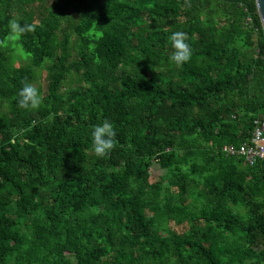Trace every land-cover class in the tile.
<instances>
[{
	"label": "trees",
	"instance_id": "trees-1",
	"mask_svg": "<svg viewBox=\"0 0 264 264\" xmlns=\"http://www.w3.org/2000/svg\"><path fill=\"white\" fill-rule=\"evenodd\" d=\"M12 20L34 25L14 40L27 61ZM44 66L41 103L20 108ZM256 118L255 0H0V264H264V160L222 151ZM104 120L117 143L97 158Z\"/></svg>",
	"mask_w": 264,
	"mask_h": 264
},
{
	"label": "clouds",
	"instance_id": "clouds-1",
	"mask_svg": "<svg viewBox=\"0 0 264 264\" xmlns=\"http://www.w3.org/2000/svg\"><path fill=\"white\" fill-rule=\"evenodd\" d=\"M11 36L20 37L26 32L34 31V25L24 24L21 26L18 21L9 22ZM170 46L173 49L169 55V61L177 68L187 63L192 56L191 46L186 42L188 36L183 31H176L169 36ZM18 106L23 109L36 108L41 103L39 90L30 83L25 82L18 92ZM92 154L97 158H104L116 147V131L113 124L104 120L101 124L91 129Z\"/></svg>",
	"mask_w": 264,
	"mask_h": 264
},
{
	"label": "built area",
	"instance_id": "built-area-1",
	"mask_svg": "<svg viewBox=\"0 0 264 264\" xmlns=\"http://www.w3.org/2000/svg\"><path fill=\"white\" fill-rule=\"evenodd\" d=\"M222 151L228 156H242L244 163L248 164L264 160V118L253 120V129L246 142H243L237 148L234 146H223Z\"/></svg>",
	"mask_w": 264,
	"mask_h": 264
},
{
	"label": "rangeland",
	"instance_id": "rangeland-1",
	"mask_svg": "<svg viewBox=\"0 0 264 264\" xmlns=\"http://www.w3.org/2000/svg\"><path fill=\"white\" fill-rule=\"evenodd\" d=\"M14 40H15V37L14 36H10L8 41L6 42V44L8 45V43H9V45H12V47L15 50L14 52L20 53V55L23 57V59L25 61H27V58H26L25 54L20 50L19 47L18 48L16 47L17 44L14 42ZM23 59L22 58H15L14 64L15 65H19V64L24 63ZM46 73H47L46 66H44L42 69L37 68L36 80L32 83L33 86H35V87L39 86L40 87L42 94L45 93V84H46L45 76H46ZM63 89L65 90V88H63ZM3 108H2V110H3ZM150 172H151V179H153V178H157L158 175H161L164 172V170L161 169L156 163H153L151 168H150Z\"/></svg>",
	"mask_w": 264,
	"mask_h": 264
},
{
	"label": "water",
	"instance_id": "water-1",
	"mask_svg": "<svg viewBox=\"0 0 264 264\" xmlns=\"http://www.w3.org/2000/svg\"><path fill=\"white\" fill-rule=\"evenodd\" d=\"M256 1V7L258 11V15L260 17L262 27L264 30V0H255Z\"/></svg>",
	"mask_w": 264,
	"mask_h": 264
}]
</instances>
